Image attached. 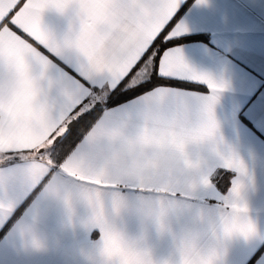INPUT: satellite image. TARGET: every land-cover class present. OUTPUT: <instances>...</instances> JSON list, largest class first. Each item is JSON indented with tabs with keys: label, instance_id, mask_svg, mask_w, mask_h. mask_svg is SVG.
Masks as SVG:
<instances>
[{
	"label": "snow or ice",
	"instance_id": "snow-or-ice-1",
	"mask_svg": "<svg viewBox=\"0 0 264 264\" xmlns=\"http://www.w3.org/2000/svg\"><path fill=\"white\" fill-rule=\"evenodd\" d=\"M180 3L0 0V165L22 162L0 168V215L15 206L17 176L35 184L53 174L46 192L83 201L84 226L100 233L93 264H218L232 237L256 235L251 170L214 111L226 81L190 67L179 47L155 46L188 30H167ZM46 10L67 14V30L44 27ZM221 169L233 174L226 192Z\"/></svg>",
	"mask_w": 264,
	"mask_h": 264
},
{
	"label": "crops",
	"instance_id": "crops-1",
	"mask_svg": "<svg viewBox=\"0 0 264 264\" xmlns=\"http://www.w3.org/2000/svg\"><path fill=\"white\" fill-rule=\"evenodd\" d=\"M180 22L188 30L178 37L201 34L207 39L168 47H179L185 62L196 71L226 81L214 106L219 135L245 159L253 176L245 200L257 233L232 237L218 264H264V0H207L203 5L181 0L167 30ZM42 24L59 34L67 30L69 17L46 10ZM177 82L160 86L205 95L211 92L203 83ZM21 163L12 159L0 168L11 170ZM219 172L217 186L226 192L233 174L224 169ZM52 179L53 174H47L33 184L17 176L8 185V198L15 206L0 215V264H93L92 246L100 233L84 226L88 210L83 201L73 197L69 205L46 192ZM0 198H4L2 192ZM22 225L41 247L27 242Z\"/></svg>",
	"mask_w": 264,
	"mask_h": 264
},
{
	"label": "trees",
	"instance_id": "trees-1",
	"mask_svg": "<svg viewBox=\"0 0 264 264\" xmlns=\"http://www.w3.org/2000/svg\"><path fill=\"white\" fill-rule=\"evenodd\" d=\"M202 39H207V36L201 35V34L186 35L182 37H177L169 41L167 44H165L161 39H158L155 42V46L159 49L158 55H161L163 50L170 45H176V44H180L184 42H190V41H196V40H202ZM157 64H158V60H157ZM154 83L157 85H178L180 84L175 80H166V79H158ZM112 106H115V105H112Z\"/></svg>",
	"mask_w": 264,
	"mask_h": 264
},
{
	"label": "clouds",
	"instance_id": "clouds-1",
	"mask_svg": "<svg viewBox=\"0 0 264 264\" xmlns=\"http://www.w3.org/2000/svg\"><path fill=\"white\" fill-rule=\"evenodd\" d=\"M24 236L26 237L27 242L34 248H39L41 247L40 241L35 237V235H30L28 231H25Z\"/></svg>",
	"mask_w": 264,
	"mask_h": 264
}]
</instances>
